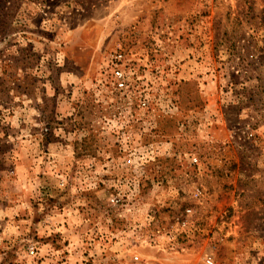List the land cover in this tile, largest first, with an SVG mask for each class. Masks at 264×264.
Returning <instances> with one entry per match:
<instances>
[{"label":"rangeland","instance_id":"rangeland-1","mask_svg":"<svg viewBox=\"0 0 264 264\" xmlns=\"http://www.w3.org/2000/svg\"><path fill=\"white\" fill-rule=\"evenodd\" d=\"M208 257L264 264V0H0V264Z\"/></svg>","mask_w":264,"mask_h":264},{"label":"built area","instance_id":"built-area-1","mask_svg":"<svg viewBox=\"0 0 264 264\" xmlns=\"http://www.w3.org/2000/svg\"><path fill=\"white\" fill-rule=\"evenodd\" d=\"M105 69L108 73L107 77L110 79V83L114 90L122 91L127 88L128 73H134V69L129 65V59L125 57L124 53L120 49H114L109 55L106 56ZM201 196V190L195 188L192 197L198 199ZM111 202H117L115 197L110 198ZM186 216H191L193 209L186 207L184 209ZM186 220L182 222L184 225ZM136 243L137 239H133ZM134 259L137 260L138 256L134 255ZM206 264H214L211 258L205 259Z\"/></svg>","mask_w":264,"mask_h":264}]
</instances>
